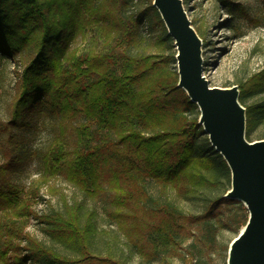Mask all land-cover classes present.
Masks as SVG:
<instances>
[{
  "label": "trees",
  "instance_id": "16d2710c",
  "mask_svg": "<svg viewBox=\"0 0 264 264\" xmlns=\"http://www.w3.org/2000/svg\"><path fill=\"white\" fill-rule=\"evenodd\" d=\"M151 1L128 11L133 0H0V59L23 57L9 118L0 121V262L125 264L91 251L94 224L80 203L42 216L50 235L76 256L59 253L24 232L33 212L9 171L18 157L13 155L14 130L38 102L57 116V137L69 135L72 142L44 155L45 165L92 197L107 183L113 192L111 217L143 260L151 261L160 251L184 258L180 248L187 241L192 264H205L192 250L210 247L219 227L228 226L236 235L246 222L245 206L224 196L229 168L210 145L198 115H191L197 106L176 86V68L168 67L175 62V50L130 52L141 25L151 18L162 30L157 42L174 48ZM87 27L97 29L103 49L83 56L69 51L70 41ZM237 87L245 108V138L251 141L248 134L264 119V102L243 104L242 98L264 90V66ZM147 178L182 195L222 190L206 195L201 211L182 212L168 201L145 205ZM230 204L236 210L223 216L222 209Z\"/></svg>",
  "mask_w": 264,
  "mask_h": 264
},
{
  "label": "rangeland",
  "instance_id": "374dc122",
  "mask_svg": "<svg viewBox=\"0 0 264 264\" xmlns=\"http://www.w3.org/2000/svg\"><path fill=\"white\" fill-rule=\"evenodd\" d=\"M146 2L147 0H133L128 11L143 8ZM182 3L201 39L202 76L210 86H238L251 73L263 68L264 0H182ZM140 32L139 41L132 45L130 52L168 53L175 50H168L166 43L157 42L162 30L153 18L141 25ZM68 48L82 56L97 52L103 49L102 38L96 28L87 27L82 34H77L70 41ZM22 63L23 57L20 54L0 59L2 122L9 118V105L16 93ZM173 66L176 68V62L168 65L169 68ZM255 101L264 102V90L242 98L243 104ZM33 107L24 116L22 125L14 130L17 143L13 155L18 157L12 160L9 171L10 179L20 187L22 197L28 200L33 212L25 221V233L59 253L76 256L74 249L50 235L42 216L63 211L65 204L80 203L85 213L91 212L94 228L89 238V247L94 253L113 255L125 264H192L194 258L186 252L187 241L180 248L185 252L184 258L178 255L166 256L160 251L151 261L143 260L111 217L113 192L107 183L103 184L104 189L99 195L92 197L71 184L62 173L47 167L43 156L52 155L60 146H70L71 137H57L58 118L50 108L41 102ZM196 109L197 112L193 111L191 115L199 114L197 107ZM248 135L249 139L263 137L264 119ZM95 137L94 134L92 138ZM2 160L3 155H0V161ZM143 184L148 195L145 205L153 206L158 201H168L182 212L192 213L202 210L206 195L217 194L222 190H198L182 195L171 187L161 189L150 178L145 179ZM229 210L235 211V205L224 207L221 213L226 216ZM234 236L235 233L228 226L219 227L215 242L210 247L192 252L196 259H201L205 264H226L227 247ZM24 243L23 241L21 245ZM0 264L7 263L1 261ZM25 264L35 263L28 261Z\"/></svg>",
  "mask_w": 264,
  "mask_h": 264
},
{
  "label": "water",
  "instance_id": "95a60500",
  "mask_svg": "<svg viewBox=\"0 0 264 264\" xmlns=\"http://www.w3.org/2000/svg\"><path fill=\"white\" fill-rule=\"evenodd\" d=\"M175 48L177 82L196 104L210 145L230 171L227 198L241 202L247 219L230 240L226 264H264V138H245V108L237 85L210 86L202 76L201 39L182 0H152Z\"/></svg>",
  "mask_w": 264,
  "mask_h": 264
}]
</instances>
